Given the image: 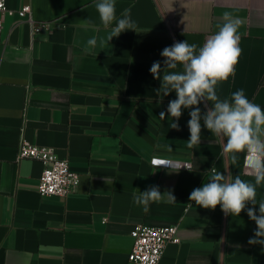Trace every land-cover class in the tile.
Returning <instances> with one entry per match:
<instances>
[{
    "label": "crops",
    "instance_id": "0c3cea01",
    "mask_svg": "<svg viewBox=\"0 0 264 264\" xmlns=\"http://www.w3.org/2000/svg\"><path fill=\"white\" fill-rule=\"evenodd\" d=\"M96 2H6L15 13L4 17L0 33V264H128L139 224L178 226L181 243L169 244L160 264H264V246L248 243L256 225L247 208L226 216L220 206L210 210L189 201L212 167L227 175L222 146L203 119L201 144L187 146L192 109H182L179 131L170 128L174 118H159L176 94L163 96L150 73L159 61L163 76L165 47L185 40L202 47L228 12L241 21L242 51L235 75L217 85V94L230 99L243 89L264 108V0H116L117 17L130 8L137 32L125 31L103 46L111 27L101 24ZM25 5L40 26L35 37L16 12ZM85 19L94 27H83ZM92 37L97 45L85 51ZM199 107L203 115L212 104ZM22 140L69 160L78 185L65 197L41 196L43 164L18 161ZM153 157L193 168L169 171L153 166ZM245 157L240 153L230 171L254 182ZM153 185L172 190L176 202L165 196L145 212L133 198ZM260 200L264 185L257 187Z\"/></svg>",
    "mask_w": 264,
    "mask_h": 264
},
{
    "label": "clouds",
    "instance_id": "9594fccd",
    "mask_svg": "<svg viewBox=\"0 0 264 264\" xmlns=\"http://www.w3.org/2000/svg\"><path fill=\"white\" fill-rule=\"evenodd\" d=\"M95 7L103 27H111L106 40L100 41L101 46L125 31H136L137 25L131 18L130 8L124 9L118 18L116 0H97ZM223 19L224 23L218 26L219 30L209 36L199 49L196 44H189L187 40L165 47L160 53L164 58L163 76L161 77L162 68L159 61L153 62L150 73L160 80L158 90L163 96L172 92L176 94V98L169 101L166 112L159 113V118L164 120L166 114L174 118L177 122H171L170 128L179 131L178 121L182 116V109H192L187 123L190 132L187 146L193 149L201 144V119L203 127L209 130L222 146L224 170L227 175L212 167L209 181L194 188L189 195V201L210 210L220 206L226 216H240L247 208L249 219L256 225L254 236L249 238L248 243L264 246V200L257 201V187L264 185V108L250 101L243 89L232 93L230 99H221L217 94V85L235 75L234 67L242 51L239 47L241 37L238 32L241 21L233 18L228 12L224 13ZM82 26L94 27L88 19L84 20ZM96 45L95 37L88 39L85 51L95 48ZM178 66L182 71H176ZM202 101L212 104L203 115L199 107ZM162 147L172 151L171 145ZM240 153H246L247 175L252 176L254 182L242 180L239 175L233 176L230 171L229 166L237 161ZM153 165L167 168L169 171L180 167L163 157H153ZM183 168L191 171L190 166ZM165 196L168 202H176L172 190L162 193L159 186L155 185L143 192L139 191V195H134L133 199L136 205L142 206L147 212L151 203H158ZM249 204L253 207H247ZM257 204L259 214L255 207Z\"/></svg>",
    "mask_w": 264,
    "mask_h": 264
},
{
    "label": "built area",
    "instance_id": "2783aa9c",
    "mask_svg": "<svg viewBox=\"0 0 264 264\" xmlns=\"http://www.w3.org/2000/svg\"><path fill=\"white\" fill-rule=\"evenodd\" d=\"M7 0H0V33L2 31L4 17L14 14L8 9ZM20 17H26L32 25V35L35 37L40 31V26L33 19L30 5H25L16 11ZM18 161L23 159L38 160L43 164V172L39 180L38 193L43 197L67 196L71 189L78 185L80 176L71 169L69 160L61 159L54 148L45 147L22 140L18 148ZM246 161V157H245ZM244 161V167L246 163ZM153 165V159L151 161ZM181 169L192 163H179ZM154 166V165H153ZM180 167H177L180 169ZM164 168V167H161ZM133 239L132 250L128 255V264H160L166 247L169 244H180L179 228L176 225L165 227H151L144 224L137 225L131 233Z\"/></svg>",
    "mask_w": 264,
    "mask_h": 264
}]
</instances>
